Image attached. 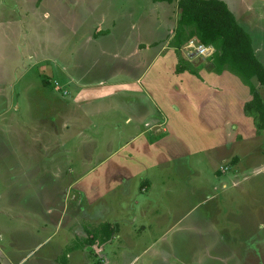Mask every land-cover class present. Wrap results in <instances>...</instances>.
<instances>
[{"label": "rangeland", "instance_id": "obj_1", "mask_svg": "<svg viewBox=\"0 0 264 264\" xmlns=\"http://www.w3.org/2000/svg\"><path fill=\"white\" fill-rule=\"evenodd\" d=\"M174 5L154 3L152 0H0L1 264H49L56 245L76 244L75 235L69 232L67 225L52 224L47 233L42 229L37 232V229L44 225L42 215L32 212L40 203L37 197L40 189L33 187L38 186L46 170L51 171L52 177L59 178L57 172L60 170V160L62 163H74L71 168L78 171L80 167L82 172L88 170L87 167L93 169L98 164H104L106 169L110 168V164L106 163L110 149H118L128 136L137 134L138 127L128 123V119L138 115L139 110L146 108V111H151L158 117L163 116L179 135H184L191 143H196L197 138L204 137L205 133L197 131L192 126L197 123L193 121H200V126L204 127L207 122L218 126L226 119L225 116H238L240 102L235 100L234 107H231L232 112L222 108L220 101L223 99L217 97L215 90L216 86L227 89L231 87L232 81L228 75L210 78L214 85L207 87L192 81L185 82L180 86L177 102L179 109H175L171 104L173 96L170 92L174 82L170 76L174 75L171 72L172 58L169 52L165 57L161 56L164 53L161 50L165 46L163 43L159 42L158 46H152L143 52V60L136 57L137 65L142 66L137 70L138 75L131 76L127 73L125 67L128 65V59L133 58L130 54L133 53L137 39L142 37L145 43L161 41L168 34L171 27L169 19L174 22L177 18L178 9ZM160 8L164 12H160ZM236 17L239 24L243 25L237 14ZM112 21L117 22V27L110 32L108 27ZM99 24L103 26L99 35H103L98 40L89 39ZM248 24L257 27L255 32H252V42L255 49L260 50L257 56L264 64V24ZM107 33L112 34L107 37ZM153 61H157V64ZM147 66H155L150 72L151 75H148L151 81L137 84V78L134 77L142 75ZM156 66L162 68V74ZM192 66L198 70L210 69L207 62L197 61ZM72 76L76 80H72ZM240 81L233 80L236 85L240 84ZM255 81L254 85L258 84ZM241 82L244 83L243 80ZM257 86L264 100V87L260 84ZM199 96L202 97L201 104H195ZM248 97L252 98V95L247 93ZM68 105L86 108L81 122L90 130L88 135L95 142L92 145L76 143L79 134L74 133L81 128L75 118L79 119L82 113L77 111V116L70 115ZM245 115L244 112V117ZM248 117L251 129L249 130L257 133L258 138L253 139L251 134H247L234 150L240 155L243 163L241 174L237 177L241 188L235 189L233 185L235 176L232 171L237 168L224 172L226 182H232L225 191L217 180L218 200L210 205L200 203L192 211L189 227L190 223H194L195 231L181 234L176 239L167 236L164 242L159 243L157 240L156 244L159 243V246L163 247L173 243L179 248L178 243L182 242L181 239L185 235L188 245L184 248L194 252L203 251V246L208 245L210 239L219 238L227 232L225 229H230L228 233L238 236V241L233 243L237 244L235 248L227 247L226 254L222 255L225 260L226 255L230 253L227 255L226 264H255L254 254L251 256L249 253H243L241 257L240 251H237L238 259L243 260L241 263L228 258L232 257L236 249H240L239 245H242V249H253L257 244L255 230H260L259 235L264 232L258 219L245 222L241 226L238 220H231L234 211L243 216V220H249L242 205L247 194L256 192L254 194H257L260 203L264 204V174L257 178L253 175L252 167L248 166L252 161H264V132L257 129L255 116ZM65 121L72 127L65 128ZM48 124L50 126L47 127ZM70 129L73 135L69 132ZM117 130L120 131L118 137ZM71 136L73 140L69 139ZM109 139L110 143H106ZM42 140L50 141L52 156L43 153L45 141ZM65 141L61 152L54 149L58 147V142L62 145ZM200 147L206 148L205 144H200ZM66 150H72L73 154ZM208 153L210 154L207 156L213 159L216 152ZM83 160L87 161V167L81 166ZM234 161L230 158L226 161V167L222 166L221 169L227 170L230 165L235 164ZM194 164L206 173V178L216 177L211 160H205L202 155H195ZM65 171H69L68 166ZM153 173L158 172L152 171L151 174ZM147 174L142 173L134 180L135 186L139 184L137 195L142 198L146 196L140 192V183ZM246 176L250 180L244 181ZM67 178L70 176L62 174L60 182L63 183ZM153 178L157 181V177ZM49 179L53 182V178ZM157 185L158 183L154 182V186ZM228 193L236 195L239 203L225 205L224 198ZM152 195L159 200L160 190L153 191ZM165 208V203L162 202L154 205L155 210L162 211ZM249 211L252 212L251 209ZM208 216L209 221L206 220ZM204 230H212L214 234L205 236ZM33 232L37 236H33ZM42 238L50 239L38 247ZM254 251L257 250H251L252 253ZM66 252L67 249L64 250V255ZM92 255L94 256L93 253ZM53 258L60 260L56 255H53ZM194 258L202 261L203 256L198 253ZM182 260L184 259L178 258L176 264H181ZM187 260L191 262L189 257ZM260 262L264 264V255ZM75 263L80 264V261Z\"/></svg>", "mask_w": 264, "mask_h": 264}, {"label": "crops", "instance_id": "obj_2", "mask_svg": "<svg viewBox=\"0 0 264 264\" xmlns=\"http://www.w3.org/2000/svg\"><path fill=\"white\" fill-rule=\"evenodd\" d=\"M220 1L225 2L231 12L241 18L243 25H245L241 26L249 33L253 41L252 32H255L257 27L249 25L248 22L250 24L256 23V26L264 24V0H253L252 2L246 0ZM174 4L178 9L177 2ZM160 12L164 11L160 8ZM179 13L178 9L177 18L174 22L168 18L171 27L168 34L161 41L155 40L145 43L142 37L140 40L137 39V42L134 44L133 53L130 54L133 58L128 59L127 62L128 65L131 63L130 69L128 65L125 67L128 70L127 73H130L131 76L138 75L137 70L141 69L142 66L137 65L136 57L143 60L145 57L142 55L143 52L148 51L152 46H158L159 42L160 44L163 43L165 46L161 50L164 53L161 56L165 57L169 52L172 58V61H170L173 65L171 72L174 75L170 76L174 82L171 84L170 92L173 96L171 104L175 109H179L177 102H179L180 86L185 82L192 81L207 87L213 84L210 78L228 75L230 81H232L231 87L229 89L217 88L215 85V90L218 94L217 97L223 99L220 101L222 108H226L232 112L231 107H234L235 100L240 102L238 106L239 117L235 114L225 116L226 119L218 126L207 122L204 127L200 126V121H193L197 124L190 125L197 131L205 133L204 137L200 136L197 138L198 141L196 143H191L188 142V139L184 135H179L174 126L166 122L163 116L158 117L153 112L146 111V108H144L139 110L138 115L128 119V123L138 127L137 134L128 136L127 140L118 149H110V156L106 159V163L110 164V168L106 169L104 164H98V166L92 169L91 167H87V161L83 160L81 166L85 165L88 170L82 172L80 167H78V171L71 168L74 163H62L60 160L58 166L60 170L57 172L59 178L52 177L49 170L44 171L46 177L43 176L38 186L33 187L34 189H40L37 192L40 203L32 212L33 214L39 213V215H42V224L44 225V227H39L37 232L42 229L44 233H47L52 224H57L58 226L67 225L69 232H72L76 238L75 245H65V243L55 246V250L52 253L57 258H60V260L57 259L60 264H76V261H80V264H89L91 262L97 264H176L178 263V258L184 259L181 264H226L227 255H230V253L226 255L225 260L222 255L226 254L225 250L227 247L231 249L237 245L233 243L238 241L236 238L238 236L230 235L228 233L230 229H225L227 232L223 234L219 232V235L221 234L219 238L210 239L208 245L203 246V251L195 250L194 252L193 250L184 248L188 245L186 244L185 235L181 239L182 242L178 243L179 248H176V244L173 243L164 245L163 247L159 246V243L164 242L167 236L176 239L181 234L195 231L194 223H190L191 227H189V217L193 216L192 211L200 203L210 205L212 202L218 200V193H216L217 180L225 191L228 189L230 182H232V180L228 183L226 182V178L224 179L223 176L224 172L237 168L232 171L235 176L233 185L235 189L241 188V183L237 181V177L241 174L243 163L240 155L236 154L237 152H234V150L237 149L239 142L247 134H251L253 139L258 138L257 133L250 131L249 115L245 113L246 117H244L245 104L253 98H249L250 96L248 97L249 99L247 98V93L251 95L249 85H245V82V84L242 83L240 77L227 68L221 74L212 72L211 69L209 71L204 68L198 70L192 66L195 62H207L209 66L211 58L187 55L186 45L180 52H177L170 45L177 28ZM116 25L117 22L115 21L110 23V27H108L110 32L116 29ZM102 28L101 24L97 25L94 29L96 32H93L89 39L98 40L103 35H99L103 30ZM248 28L250 31H248ZM111 34L106 36L109 37ZM163 40H166V42H162ZM252 41L251 43L257 56L260 50L255 49ZM163 58L161 59L163 60ZM181 58L184 64H188L191 68L193 67V69L198 70V75H194L188 70L178 74L177 67ZM154 67L149 68L147 66L146 70H144L145 72L141 73L142 75L134 77L137 78V84L140 82L148 83L150 80L148 75H151L150 72ZM156 69L162 74L161 67L156 66ZM71 79L76 80L74 76ZM235 79L241 80L240 84L236 85L233 82ZM255 82L258 83L257 80ZM217 83L218 79H216L215 84ZM46 84H48L47 81ZM258 84L255 86L259 90ZM201 101L202 97L199 96L195 104H201ZM165 105L167 106L166 102ZM67 107L71 111L70 115L77 116V111H81L82 113L79 119L75 118L78 121L76 122L79 124V128H81L74 133L79 134L76 143L79 145H92V143H95L88 135L90 130L85 128L81 122L86 108L80 105H68ZM132 119H134V122H132ZM64 125L65 128L68 126L72 127L66 121ZM71 129L69 132L73 135ZM119 132V130L116 131L117 137ZM69 139L73 140V136ZM110 141L109 139L106 143H110ZM43 144L46 146L45 152V146L42 145L43 153L47 156H52L49 146L50 141H45ZM65 144L66 141L62 145L61 142H58V147L54 149L61 152V147H65ZM200 144H205L206 148L200 147ZM214 151L216 153L213 159L209 158L207 154L210 153L208 152ZM66 152L73 154L72 150H66ZM195 155H202L205 160L209 159L214 163L213 174L216 177L211 176L210 178H206V173L202 169L196 168L194 164ZM230 158L235 160L236 165L232 164L229 168L227 166V170L221 169L222 166L226 167V161H229ZM67 166L69 167V171L64 172ZM248 166L252 167L253 175L257 176V178L262 177V174H264L263 160L252 161L250 164L248 163ZM87 171L89 172L86 173ZM152 171H157L158 173L151 174ZM142 173H148L147 177L142 179L140 183V192L146 196L144 198L137 195L139 184L135 186L134 182L136 176H141ZM62 174L70 176L63 183L60 182ZM50 177L53 178V182H50ZM101 177H104V179H101ZM153 177H157V181ZM248 180L250 178L246 176L244 181ZM154 182L158 183V185L154 186ZM46 186L49 187L45 188ZM155 190H160L159 200H156L152 195ZM254 193L256 192L247 194L244 197V204H242L243 210L247 213L249 220H243V216L241 217V215L236 214L235 211L231 214L233 217L231 220H238L241 226L245 222L258 219L261 222L260 227L264 228V204L260 203L258 195ZM224 201L225 205L232 202L239 203L237 196L232 193H228ZM161 202L165 203L166 208L162 211L155 210L154 205ZM250 209L252 212L249 211ZM206 220L209 221V216ZM259 231L256 229L254 236L257 238V244L253 249L257 251L252 253L251 250L253 249H242V245H239L238 248L240 249H236V252L232 253V257L228 258H233L234 262L239 261L241 263L243 260L241 258L238 259L239 256L237 254V251H240L241 257L243 253L245 255L249 253L248 255L251 256L254 254L256 256L254 263L260 264L264 255V232L259 235ZM33 234L35 233L33 232ZM204 234L207 236L214 234V232L212 230H204ZM44 239H41L38 247L44 245L50 238ZM157 240L159 241L158 244H156ZM65 249H67V252L64 255ZM198 253H201L203 256L202 261L194 258ZM53 255L50 256L49 264H58ZM188 257L191 259V262L187 260Z\"/></svg>", "mask_w": 264, "mask_h": 264}, {"label": "trees", "instance_id": "obj_3", "mask_svg": "<svg viewBox=\"0 0 264 264\" xmlns=\"http://www.w3.org/2000/svg\"><path fill=\"white\" fill-rule=\"evenodd\" d=\"M154 3L178 4L179 19L170 45L177 52L190 41L213 46L216 53L209 67L221 74L226 68L238 75L250 87L252 100L245 104V113L255 116L256 127L264 132V100L254 80L264 87V64L258 59L248 32L239 24L227 4L220 0H152ZM198 70L180 59L177 73ZM1 264V263H0Z\"/></svg>", "mask_w": 264, "mask_h": 264}, {"label": "built area", "instance_id": "obj_4", "mask_svg": "<svg viewBox=\"0 0 264 264\" xmlns=\"http://www.w3.org/2000/svg\"><path fill=\"white\" fill-rule=\"evenodd\" d=\"M187 55L189 56H199L202 58H211L216 53V49L213 46H206L200 44L197 41H190L186 44Z\"/></svg>", "mask_w": 264, "mask_h": 264}]
</instances>
